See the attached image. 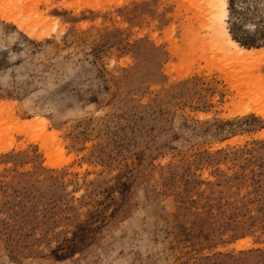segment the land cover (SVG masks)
Masks as SVG:
<instances>
[{"label": "rangeland", "instance_id": "rangeland-1", "mask_svg": "<svg viewBox=\"0 0 264 264\" xmlns=\"http://www.w3.org/2000/svg\"><path fill=\"white\" fill-rule=\"evenodd\" d=\"M209 1L0 0V264H264V0L248 57Z\"/></svg>", "mask_w": 264, "mask_h": 264}, {"label": "bare ground", "instance_id": "bare-ground-1", "mask_svg": "<svg viewBox=\"0 0 264 264\" xmlns=\"http://www.w3.org/2000/svg\"><path fill=\"white\" fill-rule=\"evenodd\" d=\"M210 9L214 17V32L215 35L225 43V47H227L230 50H233V52L236 54V56H253L257 52V49L255 48H247L244 46H241L238 41L233 39L231 35L229 34V30L226 26V19L228 15V0H210ZM5 10V9H4ZM3 11V10H2ZM4 12V11H3ZM2 12V13H3ZM1 13V14H2ZM4 14V13H3ZM7 18V16H5ZM260 49H258L259 52ZM258 113H262L261 109L254 108ZM264 114V112L262 113ZM7 149H4L3 151H6Z\"/></svg>", "mask_w": 264, "mask_h": 264}]
</instances>
